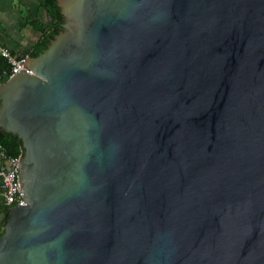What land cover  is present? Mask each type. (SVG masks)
Returning <instances> with one entry per match:
<instances>
[{
  "label": "water",
  "instance_id": "95a60500",
  "mask_svg": "<svg viewBox=\"0 0 264 264\" xmlns=\"http://www.w3.org/2000/svg\"><path fill=\"white\" fill-rule=\"evenodd\" d=\"M57 5L0 82V264H264V0Z\"/></svg>",
  "mask_w": 264,
  "mask_h": 264
},
{
  "label": "crops",
  "instance_id": "0c3cea01",
  "mask_svg": "<svg viewBox=\"0 0 264 264\" xmlns=\"http://www.w3.org/2000/svg\"><path fill=\"white\" fill-rule=\"evenodd\" d=\"M44 0H0V46L19 57L28 54L42 39L46 11Z\"/></svg>",
  "mask_w": 264,
  "mask_h": 264
},
{
  "label": "trees",
  "instance_id": "16d2710c",
  "mask_svg": "<svg viewBox=\"0 0 264 264\" xmlns=\"http://www.w3.org/2000/svg\"><path fill=\"white\" fill-rule=\"evenodd\" d=\"M43 9L50 14L52 19L51 25L41 26L43 33L42 39L37 43L35 48L28 54L29 57H37L43 50H45L49 42L57 35L61 30V24L63 23V17L60 12V8L57 5V0H44L42 3ZM10 69L6 61L0 58V82H5L9 79ZM4 151L6 156L11 158H18L23 153L22 142L12 134H9L0 129V152ZM0 216L1 225L3 231L0 234L2 236L5 230V224L9 217V207L4 205L2 191L0 190Z\"/></svg>",
  "mask_w": 264,
  "mask_h": 264
},
{
  "label": "built area",
  "instance_id": "2783aa9c",
  "mask_svg": "<svg viewBox=\"0 0 264 264\" xmlns=\"http://www.w3.org/2000/svg\"><path fill=\"white\" fill-rule=\"evenodd\" d=\"M0 58H3L9 66V78L19 71H28L23 68L24 58L16 57L10 50L2 46H0ZM19 164L20 157L11 158L6 156L4 151L0 152V190L2 191L4 205L9 208L26 205V201H23L22 192H19Z\"/></svg>",
  "mask_w": 264,
  "mask_h": 264
},
{
  "label": "rangeland",
  "instance_id": "374dc122",
  "mask_svg": "<svg viewBox=\"0 0 264 264\" xmlns=\"http://www.w3.org/2000/svg\"><path fill=\"white\" fill-rule=\"evenodd\" d=\"M1 221H2V219H1V216H0V234H1L2 231H3V227H2V225H1Z\"/></svg>",
  "mask_w": 264,
  "mask_h": 264
}]
</instances>
